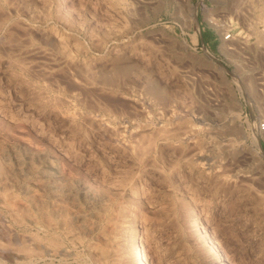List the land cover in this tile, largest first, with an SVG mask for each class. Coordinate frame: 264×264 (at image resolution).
<instances>
[{
    "label": "rangeland",
    "instance_id": "rangeland-1",
    "mask_svg": "<svg viewBox=\"0 0 264 264\" xmlns=\"http://www.w3.org/2000/svg\"><path fill=\"white\" fill-rule=\"evenodd\" d=\"M262 10L0 0V264H264Z\"/></svg>",
    "mask_w": 264,
    "mask_h": 264
},
{
    "label": "bare ground",
    "instance_id": "bare-ground-1",
    "mask_svg": "<svg viewBox=\"0 0 264 264\" xmlns=\"http://www.w3.org/2000/svg\"><path fill=\"white\" fill-rule=\"evenodd\" d=\"M263 9V8H262ZM262 14L260 15V21L261 23L264 24V10H262ZM264 26V25H263ZM262 36V35H261ZM263 37V36H262ZM261 38V37H260ZM264 38V37H263ZM264 41V40H261ZM40 66V65H39ZM37 66V67H39ZM44 67V66H43ZM43 67H39L38 73L43 77H47L49 75L48 71L46 69H42ZM260 130V129H259ZM260 133V132H259ZM262 133V132H261ZM253 145H254V149H255V153L257 155H260L261 157H264V152L262 151L261 147H260V142L257 136L254 135L253 138ZM132 247H131V253L133 254V257H135V259H139L140 260V264H148L146 260L143 259V254H142V242L140 240V228L137 227L134 229L133 234H132ZM1 248V247H0ZM3 250H6V247H3ZM2 250V249H1ZM0 250V251H1ZM2 250V251H3Z\"/></svg>",
    "mask_w": 264,
    "mask_h": 264
},
{
    "label": "built area",
    "instance_id": "built-area-1",
    "mask_svg": "<svg viewBox=\"0 0 264 264\" xmlns=\"http://www.w3.org/2000/svg\"><path fill=\"white\" fill-rule=\"evenodd\" d=\"M228 38H229V36L226 37V39H228ZM259 129H260V132H264V123L260 124Z\"/></svg>",
    "mask_w": 264,
    "mask_h": 264
}]
</instances>
